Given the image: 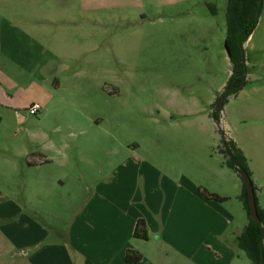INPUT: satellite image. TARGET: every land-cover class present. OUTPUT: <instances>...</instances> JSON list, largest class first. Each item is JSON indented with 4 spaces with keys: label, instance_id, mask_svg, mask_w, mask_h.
<instances>
[{
    "label": "crops",
    "instance_id": "crops-1",
    "mask_svg": "<svg viewBox=\"0 0 264 264\" xmlns=\"http://www.w3.org/2000/svg\"><path fill=\"white\" fill-rule=\"evenodd\" d=\"M133 7L99 0H0V125L12 115L25 121L21 110L34 102L42 108L53 104L66 80L79 76L84 52L97 51L84 36V24L98 28L114 18L109 13ZM87 45L93 48L86 50ZM200 73L209 77L206 94L192 90L181 95L178 113L202 121L207 131L200 137L210 142L217 137L214 131L223 129L247 157L245 146L231 135L232 123L223 109L219 123L213 117L218 96L226 87L216 80L221 69L213 66ZM36 91L44 95L35 99ZM241 91L242 87L229 96L237 97ZM165 115L168 121L174 120ZM59 128L55 124L53 130ZM16 137L17 133H0V264L251 263L237 239L248 223L243 187L236 180L233 189L227 187L226 178L237 172L226 164L223 153L211 150L204 164L191 155L180 157L181 150L156 143L170 135L146 139L155 141L154 151L141 150V144L140 148L109 147L108 136L98 135L86 138L92 146L87 151L82 148L84 138L45 131L36 139L37 148L32 136L23 138L18 149ZM169 140L181 143L177 136ZM100 142L104 150L97 148ZM99 151L106 155L103 164H96ZM196 169L212 174V184L205 183L210 182L206 176L197 178ZM66 177L73 178L70 183L82 192L76 197L74 213V205L64 207L70 216L73 213L69 222L67 215L55 218L59 225L36 215L8 192L20 181L26 188L37 184L45 189L51 182L66 184ZM204 190L224 199L207 197ZM233 197L240 203L232 202ZM45 212L50 211L45 208ZM139 220L145 222L147 238L134 234ZM128 250L138 251L142 259L128 261Z\"/></svg>",
    "mask_w": 264,
    "mask_h": 264
},
{
    "label": "rangeland",
    "instance_id": "rangeland-1",
    "mask_svg": "<svg viewBox=\"0 0 264 264\" xmlns=\"http://www.w3.org/2000/svg\"><path fill=\"white\" fill-rule=\"evenodd\" d=\"M99 2L135 7L116 9L109 13L114 18L98 28L84 24V36H88L97 51L84 52L83 71L77 78L66 80L63 88L55 94L53 104L44 106L37 115L22 108L25 121L21 122L12 115L0 125V133L8 136L17 133L18 149L22 148L23 138L32 136L37 148L39 141L36 139H41L39 136L45 131L84 139L95 135L106 139L108 136L109 147L113 144L118 149L140 148L141 144V150L149 148L152 151L157 148L155 141L145 142L146 139L170 135L166 141L156 143L163 148L181 150L180 157L191 155L204 164L208 152L220 149V128L214 131L217 137L210 142L200 137L207 131L202 121L178 112L182 107L181 95L192 90L201 96L206 94L209 77H202L200 72L219 66L221 73L217 82L222 81L223 87L231 79L232 62L226 48L228 0ZM153 38L159 41H151ZM245 44L248 78L243 81L245 84L237 97H227L223 113L232 123L231 135L245 146L251 178L258 186L255 192L264 207V1L259 23ZM93 45H87L85 49H92ZM28 95L32 97L31 92ZM43 95L36 91L33 98ZM219 98L224 97L219 95ZM166 112L173 121L166 119ZM97 120L99 124H96ZM55 124H60L59 130H53ZM173 136H177L181 143L172 144L169 139ZM87 144L88 139L82 148L89 151L92 146ZM97 148H104L101 142ZM97 153L101 155L97 154L96 164H103L106 155L102 156L100 151ZM230 174L225 180L228 188L233 189L234 180L244 187L239 173L235 177ZM195 175L197 178L206 176L210 182L205 183L212 184V174L196 169ZM66 181L64 185L51 182L45 189L38 188L37 184L26 188V184L20 181L8 192L36 215L43 214L49 223L59 225L60 221L55 218L64 219L67 215L69 222L75 212L76 197L82 192L70 183L73 178L66 177ZM27 200L32 204L27 205ZM234 200L233 197L232 202ZM69 203L74 205L71 216L64 208L73 207ZM45 208L50 212L42 213ZM243 212L248 216L246 210ZM242 254L245 259L248 257Z\"/></svg>",
    "mask_w": 264,
    "mask_h": 264
},
{
    "label": "trees",
    "instance_id": "trees-1",
    "mask_svg": "<svg viewBox=\"0 0 264 264\" xmlns=\"http://www.w3.org/2000/svg\"><path fill=\"white\" fill-rule=\"evenodd\" d=\"M262 10L263 2L261 3L260 0H228L226 10V42L230 51L229 57L232 62V80L222 93L224 103L229 95L236 94L241 89L242 83L246 79L248 70L246 67L244 44L257 27ZM213 12L216 13L215 10ZM223 105L218 104L213 111V117L217 123L220 122V111L223 109ZM219 131L221 134L219 151L227 158L226 164L239 174L240 167H242L252 176L247 157L242 149L234 140L228 139L221 128ZM254 189L256 191L255 185ZM204 194L207 197L221 198L206 190H204ZM241 199L248 215V223L237 238L238 245L245 251L252 264H264V209L259 205L256 195L257 210L260 219L254 220L250 216L249 198L245 183L242 189ZM134 234L142 238L148 237L144 220L138 221ZM126 259L130 262H138L142 259V254L138 251L128 250Z\"/></svg>",
    "mask_w": 264,
    "mask_h": 264
},
{
    "label": "water",
    "instance_id": "water-1",
    "mask_svg": "<svg viewBox=\"0 0 264 264\" xmlns=\"http://www.w3.org/2000/svg\"><path fill=\"white\" fill-rule=\"evenodd\" d=\"M264 0H260V2L262 3ZM226 48H227V52L229 54V48L226 42ZM231 83V79L229 80L228 84L229 85ZM245 84V82L242 83V86ZM219 104L223 105L224 103V98H219ZM240 175L242 176L247 192H248V198H249V205H250V216L254 219V220H259L260 217L258 215V210H257V200H256V192L254 189V184L252 181V178L250 176V174L242 167H240Z\"/></svg>",
    "mask_w": 264,
    "mask_h": 264
},
{
    "label": "built area",
    "instance_id": "built-area-1",
    "mask_svg": "<svg viewBox=\"0 0 264 264\" xmlns=\"http://www.w3.org/2000/svg\"><path fill=\"white\" fill-rule=\"evenodd\" d=\"M28 109H29L30 114L37 115L42 109V104L39 102H34L33 104L29 106Z\"/></svg>",
    "mask_w": 264,
    "mask_h": 264
}]
</instances>
